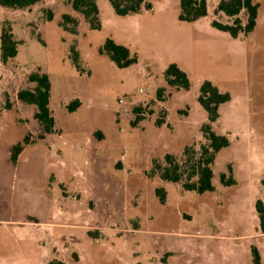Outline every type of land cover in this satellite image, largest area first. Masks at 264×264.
I'll return each mask as SVG.
<instances>
[{"label": "rangeland", "instance_id": "obj_1", "mask_svg": "<svg viewBox=\"0 0 264 264\" xmlns=\"http://www.w3.org/2000/svg\"><path fill=\"white\" fill-rule=\"evenodd\" d=\"M71 1L0 5V264H253L256 201L264 202V0H254L255 29L237 38L213 25L233 23L216 11L221 0H208V14L193 22L179 19L180 0H146L150 9L124 16L97 0L100 29ZM65 14L75 19L67 28ZM7 24L20 43L3 63ZM108 37L137 62L119 68L101 53ZM173 62L189 88L168 84ZM34 72L51 81L50 133L18 97L35 87ZM206 79L230 95L216 121L198 101ZM207 125L230 145L216 155L215 189L199 193L184 183L198 179L191 173ZM25 137L14 163L11 148ZM167 155L181 164V180L163 177Z\"/></svg>", "mask_w": 264, "mask_h": 264}, {"label": "trees", "instance_id": "obj_2", "mask_svg": "<svg viewBox=\"0 0 264 264\" xmlns=\"http://www.w3.org/2000/svg\"><path fill=\"white\" fill-rule=\"evenodd\" d=\"M43 0H0V5L10 8H28ZM115 12L120 15H128L130 13L139 12L142 7L150 9L152 4L146 0H109ZM72 7L83 14L86 20L90 22L93 28L100 29L101 23L99 19L100 8L97 0H72ZM217 12H224L230 18H233L232 24H224L213 21V25L218 29L228 32L232 37L237 38L241 32L249 34L257 24L259 16V4L254 0H221L216 8ZM246 13V22L244 23L240 17L241 12ZM208 14V0H180L179 19L185 22H193ZM54 13L48 11L47 19L52 20ZM65 22H75V19L68 14L64 15L62 26L67 28ZM19 41L15 39L13 28L7 24L2 28L1 33V61L7 63L18 54ZM74 62H77V52L74 50ZM101 53L109 56L119 68H126L137 62V57L132 55L131 50L124 44L118 43L115 39L108 37L100 48ZM165 78L169 85L176 87H190V78L185 70H183L176 62L170 63L165 70ZM30 81L36 85L32 89H21L18 97L21 101L36 106L34 114L35 119L41 125L44 133H50L55 124V118L50 108L51 97V81L47 73L34 72L29 76ZM230 99L229 93H222L220 89L211 81L204 80L200 87L198 101L202 107L208 112L209 119L216 121L219 116V107L222 103ZM79 105L78 101H74L69 105L70 110H74ZM43 135V134H42ZM204 136L207 144L202 146L201 157L192 168L193 175L197 174L198 179L195 182H186L184 185L190 190L199 193L213 191L214 170L213 164L217 153L230 145V139L226 135L216 133L211 126L204 127ZM30 142L29 137H25L22 141L17 142L11 148L10 159L17 162L19 155L25 146ZM167 158L172 161L171 156ZM180 163L171 162L169 167L163 172V177L172 181L181 180ZM221 181L230 185L233 180L231 176L226 178L225 174L221 175ZM157 193L161 202H165L166 192L164 188H158ZM256 209L259 215L260 229L264 233V202L261 199L256 201ZM253 264H264L260 252L257 247H251ZM48 264H66L61 261H51Z\"/></svg>", "mask_w": 264, "mask_h": 264}, {"label": "crops", "instance_id": "obj_3", "mask_svg": "<svg viewBox=\"0 0 264 264\" xmlns=\"http://www.w3.org/2000/svg\"><path fill=\"white\" fill-rule=\"evenodd\" d=\"M24 150H25V148H24ZM23 150V151H24ZM23 151H22V153H23ZM21 153V154H22ZM21 154L19 155V157H18V160L21 158ZM9 155H10V153H9ZM10 157V156H9ZM10 160V159H9ZM17 160V161H18ZM31 218H35V216H32L31 215ZM1 221H3L4 222V220H3V212H2V206H1V204H0V222ZM12 221H9V223H11ZM31 222V220L29 221V223ZM81 223V222H80ZM25 225V224H24ZM73 225H75V224H73ZM79 225V224H78ZM23 226V225H22ZM73 228V227H72ZM255 239H256V244L258 243V246H256V245H254V246H256L257 248H258V250H259V252H260V255H261V258H262V262L264 263V233H262L261 232V234L259 235V234H257V235H255ZM74 250V249H73ZM48 251V250H47ZM77 251V250H76ZM49 252V251H48ZM77 253H79L78 251H77ZM79 255H80V253H79Z\"/></svg>", "mask_w": 264, "mask_h": 264}, {"label": "built area", "instance_id": "obj_4", "mask_svg": "<svg viewBox=\"0 0 264 264\" xmlns=\"http://www.w3.org/2000/svg\"><path fill=\"white\" fill-rule=\"evenodd\" d=\"M141 91H143V89H141Z\"/></svg>", "mask_w": 264, "mask_h": 264}]
</instances>
